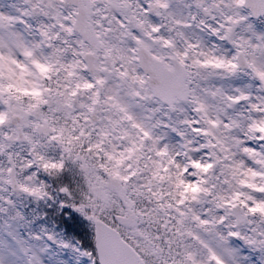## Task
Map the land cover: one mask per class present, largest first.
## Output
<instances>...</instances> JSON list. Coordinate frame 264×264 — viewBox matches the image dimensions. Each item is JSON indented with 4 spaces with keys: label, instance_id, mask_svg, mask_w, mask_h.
<instances>
[{
    "label": "snow or ice",
    "instance_id": "obj_1",
    "mask_svg": "<svg viewBox=\"0 0 264 264\" xmlns=\"http://www.w3.org/2000/svg\"><path fill=\"white\" fill-rule=\"evenodd\" d=\"M0 264H264V0H0Z\"/></svg>",
    "mask_w": 264,
    "mask_h": 264
}]
</instances>
